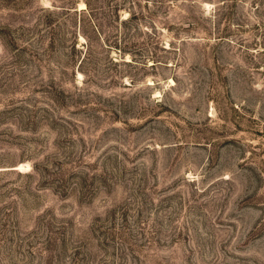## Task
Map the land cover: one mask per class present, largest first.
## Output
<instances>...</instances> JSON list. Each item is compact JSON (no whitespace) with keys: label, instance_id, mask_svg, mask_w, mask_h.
I'll use <instances>...</instances> for the list:
<instances>
[{"label":"rangeland","instance_id":"1","mask_svg":"<svg viewBox=\"0 0 264 264\" xmlns=\"http://www.w3.org/2000/svg\"><path fill=\"white\" fill-rule=\"evenodd\" d=\"M0 264H264V0H0Z\"/></svg>","mask_w":264,"mask_h":264},{"label":"bare ground","instance_id":"2","mask_svg":"<svg viewBox=\"0 0 264 264\" xmlns=\"http://www.w3.org/2000/svg\"><path fill=\"white\" fill-rule=\"evenodd\" d=\"M79 8L85 9V5L82 3V4L79 5Z\"/></svg>","mask_w":264,"mask_h":264},{"label":"trees","instance_id":"3","mask_svg":"<svg viewBox=\"0 0 264 264\" xmlns=\"http://www.w3.org/2000/svg\"><path fill=\"white\" fill-rule=\"evenodd\" d=\"M85 4H86V7H88V4H87V2H86Z\"/></svg>","mask_w":264,"mask_h":264}]
</instances>
